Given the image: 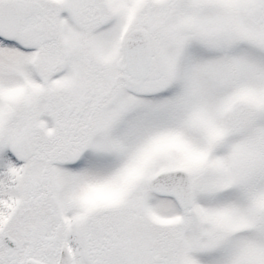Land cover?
<instances>
[{
    "label": "snow or ice",
    "instance_id": "6c2138e0",
    "mask_svg": "<svg viewBox=\"0 0 264 264\" xmlns=\"http://www.w3.org/2000/svg\"><path fill=\"white\" fill-rule=\"evenodd\" d=\"M0 264H264V0H0Z\"/></svg>",
    "mask_w": 264,
    "mask_h": 264
}]
</instances>
